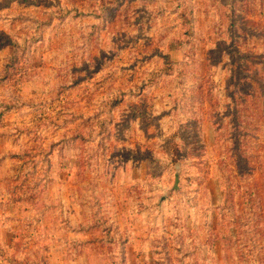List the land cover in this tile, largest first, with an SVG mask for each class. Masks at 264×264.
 Here are the masks:
<instances>
[{
  "label": "rangeland",
  "instance_id": "obj_1",
  "mask_svg": "<svg viewBox=\"0 0 264 264\" xmlns=\"http://www.w3.org/2000/svg\"><path fill=\"white\" fill-rule=\"evenodd\" d=\"M263 11L0 0V264H264V224L255 245L222 239L236 234L220 166L230 142L211 118L228 99L225 47L259 33ZM250 35L235 45L264 52ZM249 186L264 206L259 172Z\"/></svg>",
  "mask_w": 264,
  "mask_h": 264
},
{
  "label": "trees",
  "instance_id": "obj_2",
  "mask_svg": "<svg viewBox=\"0 0 264 264\" xmlns=\"http://www.w3.org/2000/svg\"><path fill=\"white\" fill-rule=\"evenodd\" d=\"M190 23L192 24L191 20ZM250 34L261 38L264 44V26L259 29V33L247 32L245 29L243 36L234 33L230 37V44L224 50L230 60L226 85L228 99L221 114L218 111L211 113L217 140L221 141L223 138L230 142L224 146L225 154L220 160V166L226 183L223 209H229L236 234L223 235L222 239L232 243L243 241L245 245L256 244L255 236L260 233L259 228L264 224L261 191L249 186L255 173L259 172L264 190V153L261 149L264 145L255 140L257 132L264 125V52L259 51L258 46L249 47L246 52H242L241 46L235 45L238 44L237 40L248 44ZM230 47L240 59L235 57L236 53L229 51ZM239 190H243L241 196L247 205L241 215L237 214L234 205H230L233 195ZM230 264L242 263L233 260Z\"/></svg>",
  "mask_w": 264,
  "mask_h": 264
}]
</instances>
